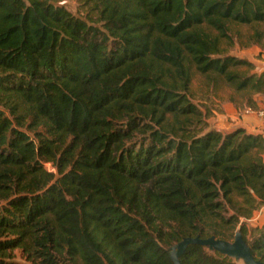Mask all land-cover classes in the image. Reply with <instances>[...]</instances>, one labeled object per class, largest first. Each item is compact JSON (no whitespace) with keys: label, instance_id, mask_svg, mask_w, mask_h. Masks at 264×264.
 I'll use <instances>...</instances> for the list:
<instances>
[{"label":"trees","instance_id":"1","mask_svg":"<svg viewBox=\"0 0 264 264\" xmlns=\"http://www.w3.org/2000/svg\"><path fill=\"white\" fill-rule=\"evenodd\" d=\"M58 1L0 0V264H173L183 237L224 239L231 195L264 205V136L211 128L190 66L264 94L219 45L264 0ZM239 231L264 263V223ZM179 261L241 264L197 244Z\"/></svg>","mask_w":264,"mask_h":264},{"label":"rangeland","instance_id":"2","mask_svg":"<svg viewBox=\"0 0 264 264\" xmlns=\"http://www.w3.org/2000/svg\"><path fill=\"white\" fill-rule=\"evenodd\" d=\"M57 4L64 6L69 12L75 16L83 17L86 15L88 6L84 3V0H59ZM210 35H216L214 30H210L203 26ZM262 33V38L258 43H253L252 38L255 36V32ZM229 38H221L219 45L222 54H231L235 57H243L244 52L252 44H259L264 48V22L243 24L237 22H229L228 24ZM251 64V63H250ZM230 69L238 74L247 75L253 73V65H236L230 67ZM258 74V73H255ZM191 80L187 96L191 103L195 104L203 113V120L210 126L215 118V113L219 111H225V105L233 103L235 105L236 120L241 118V114L244 105H250L251 99L256 92L251 91L248 88L236 90L232 85L226 82V80L217 74H201L197 72L194 66H190ZM261 94V93H260ZM0 112L4 113L9 119L11 116L6 109L0 105ZM227 112V111H226ZM229 119V118H228ZM210 126V127H211ZM48 169H51L50 165H46ZM264 205H259L252 210L249 215H245L249 211V205L244 202V199L237 195H231V202H225L224 209L221 212L224 218L230 215L239 213V221L235 227L229 225L224 229V240L232 241L233 235L236 231H239L240 224L244 225L246 229V237L250 239L253 229H257L264 223ZM259 212L258 218L254 219L255 214ZM241 213V214H240ZM213 223V222H212ZM176 242L172 243L174 245ZM171 245V246H172ZM15 259L25 264H31L19 256V252L16 250ZM243 264L241 261H239Z\"/></svg>","mask_w":264,"mask_h":264},{"label":"crops","instance_id":"3","mask_svg":"<svg viewBox=\"0 0 264 264\" xmlns=\"http://www.w3.org/2000/svg\"><path fill=\"white\" fill-rule=\"evenodd\" d=\"M242 56L243 57L239 58L244 59L253 65V73H260L264 70V48H262L259 44H252L249 48H247ZM244 107L264 109V94H255L251 99L250 105H244ZM224 108L225 111L215 113V118H213L214 121L211 123L212 126L210 125L211 128L222 133L230 132L236 128H243L248 133L261 134L264 136V122L259 120L255 115L241 114V118L236 120L237 110L235 109V105L231 102L226 104Z\"/></svg>","mask_w":264,"mask_h":264},{"label":"water","instance_id":"4","mask_svg":"<svg viewBox=\"0 0 264 264\" xmlns=\"http://www.w3.org/2000/svg\"><path fill=\"white\" fill-rule=\"evenodd\" d=\"M197 244L205 247L208 251L217 252L220 255L233 259L243 264H264L254 258L240 231H236L232 241L217 238L214 235L208 237L186 236L170 246L169 256L173 264H180L179 258L188 245Z\"/></svg>","mask_w":264,"mask_h":264},{"label":"built area","instance_id":"5","mask_svg":"<svg viewBox=\"0 0 264 264\" xmlns=\"http://www.w3.org/2000/svg\"><path fill=\"white\" fill-rule=\"evenodd\" d=\"M243 115H250V114H253L255 115L259 120H261L262 122H264V109H253L251 107H246L244 110H243ZM260 215L259 212H257L253 218L256 219L258 218V216Z\"/></svg>","mask_w":264,"mask_h":264}]
</instances>
